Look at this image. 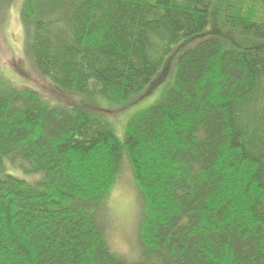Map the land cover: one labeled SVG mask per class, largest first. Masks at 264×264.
Returning <instances> with one entry per match:
<instances>
[{
	"label": "trees",
	"instance_id": "obj_1",
	"mask_svg": "<svg viewBox=\"0 0 264 264\" xmlns=\"http://www.w3.org/2000/svg\"><path fill=\"white\" fill-rule=\"evenodd\" d=\"M14 1L0 0V26ZM216 6L230 32L264 41V0H22L25 56L78 103L49 102L0 64V264H264V43L208 38L167 60ZM169 67L119 138L93 103L131 106ZM125 164L130 257L104 226Z\"/></svg>",
	"mask_w": 264,
	"mask_h": 264
},
{
	"label": "rangeland",
	"instance_id": "obj_2",
	"mask_svg": "<svg viewBox=\"0 0 264 264\" xmlns=\"http://www.w3.org/2000/svg\"><path fill=\"white\" fill-rule=\"evenodd\" d=\"M21 3L22 0L14 1L0 26V64L4 75L19 87L37 91L51 103L65 105L78 103L76 96L58 91L45 78L41 77L25 56L23 28L19 19ZM219 11V6H216V9L212 10L209 27L203 33L177 46L173 54L167 59L168 63L172 59L173 61L176 60L177 56L186 49L208 38H218L227 47L246 50L257 48V44L262 45L264 43V41L249 40L230 32L223 23L222 13L220 14ZM259 47H264V45ZM170 69L169 67L166 70V74L161 76L158 82L153 83L150 94L131 106L117 107L103 98L93 103L107 114L119 138L122 137L125 123L130 116L154 104L160 98L163 90L170 84V80L167 81ZM137 204V190L130 169L125 164L115 187L109 194L106 211L107 222L104 223V226L112 250L129 257L134 255L136 247L139 215Z\"/></svg>",
	"mask_w": 264,
	"mask_h": 264
}]
</instances>
